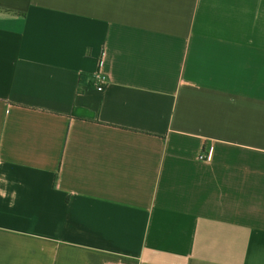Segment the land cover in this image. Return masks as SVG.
Returning <instances> with one entry per match:
<instances>
[{
	"label": "crops",
	"instance_id": "crops-1",
	"mask_svg": "<svg viewBox=\"0 0 264 264\" xmlns=\"http://www.w3.org/2000/svg\"><path fill=\"white\" fill-rule=\"evenodd\" d=\"M0 264H264V0H0Z\"/></svg>",
	"mask_w": 264,
	"mask_h": 264
},
{
	"label": "built area",
	"instance_id": "built-area-1",
	"mask_svg": "<svg viewBox=\"0 0 264 264\" xmlns=\"http://www.w3.org/2000/svg\"><path fill=\"white\" fill-rule=\"evenodd\" d=\"M109 84H110L109 79L105 75L102 74L96 75L94 86L98 92H103L108 87ZM201 159H207V156L203 155Z\"/></svg>",
	"mask_w": 264,
	"mask_h": 264
}]
</instances>
